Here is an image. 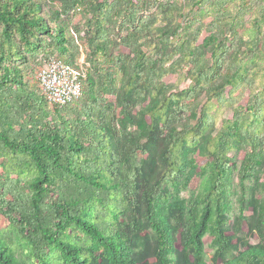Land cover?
Segmentation results:
<instances>
[{
    "label": "trees",
    "instance_id": "obj_1",
    "mask_svg": "<svg viewBox=\"0 0 264 264\" xmlns=\"http://www.w3.org/2000/svg\"><path fill=\"white\" fill-rule=\"evenodd\" d=\"M204 6L192 33L172 0H0V216L29 264H264V67L246 65L264 0L248 28L232 0L187 16ZM73 14L83 23L69 31ZM53 59L81 72L64 105L36 79ZM179 69L190 85L172 90L163 79ZM150 91L160 98L144 105ZM214 104L232 117L206 137ZM203 139L200 163L186 147ZM0 264H21L2 235Z\"/></svg>",
    "mask_w": 264,
    "mask_h": 264
},
{
    "label": "rangeland",
    "instance_id": "obj_2",
    "mask_svg": "<svg viewBox=\"0 0 264 264\" xmlns=\"http://www.w3.org/2000/svg\"><path fill=\"white\" fill-rule=\"evenodd\" d=\"M172 1H176L183 8L182 12L186 16V18L185 17L184 18L188 19L187 22L189 20L193 21V18L196 19V22H194L193 24H190L188 26L189 32L193 33L195 31L196 27L199 25V22L206 25L211 18L210 15L207 14V12H206V10L209 12L211 11L207 6H204L202 8L198 7L195 9L198 11L197 17H195L194 15H188L187 16V14H189V11L192 8L193 4L197 0H172ZM232 1H233L234 6H238V5L240 6V9L242 10V13H243L242 17H243V21L245 23V28H248L250 21L256 15V12H257L256 5H257V2L259 0H232ZM203 11H205V12H203ZM201 12H203V13L200 14ZM190 13H191V11H190ZM61 21L65 26L68 27L69 31L71 30V28H73V26H78L80 23L81 24L83 23L82 18L79 14H77V15L73 14L70 19L63 17ZM180 21H182V23H186L183 20H180ZM206 34H207V32L204 29L203 32H201L199 42L202 41V38ZM263 45H264V37H262V42L254 54L253 61L246 63V65L249 68L253 67V66L260 67V68L264 67V48H263ZM122 50L125 51L124 49H122ZM250 56H252V55H250ZM79 61L80 62L85 61V53L83 51L80 55ZM163 82L166 85L171 86L172 90L185 89L190 85V80L186 77V71L183 69H179L177 73L167 75L163 79ZM159 98H160L159 93H156L154 91H150L147 94L146 102L144 105H146L150 101L156 102ZM198 99H199L198 101H199L200 105L197 106L196 110H194V108H193V110L187 114V118L185 120L187 121L188 124H194L196 122V119L199 116L200 106L205 102V98H203V97H199ZM245 100H246V98H243V103L245 102ZM214 105L215 106L211 111L212 116L214 117L213 119L215 121L214 130L213 131H207L205 134L206 137L209 135L212 136L215 133V131L220 127L222 121L232 117L231 105H229V104H224L222 106L217 105V104H214ZM189 142H190V140H189ZM203 145H204V139L197 145H193L191 143H188V145L186 147L188 152L194 153L193 158L195 159V161H199L200 163H204V161H205V158H204L203 153H202ZM234 154H235L234 152L230 153V155H234ZM241 155H242V151H239L238 153L235 154L237 161L240 159ZM262 174H263V172L260 173L261 177H262ZM198 183H199L198 177L197 176L193 177V179L191 180V182L187 186V188L181 190L180 197L182 199H186L192 191L196 190ZM258 196L260 198H262L263 194L259 193ZM237 197H238V191L236 188V179H235V177H233V190H232L231 200L234 204V209L232 211L234 216L238 214ZM245 217H246L245 220L242 221L243 225L247 224L246 222L253 221V212L251 210H247L245 212ZM0 235H2L5 238V241L14 249L15 254L17 256V259L19 260V262L21 264H29L30 263V261H29L30 259H28V257L24 254L25 253L24 249L21 246L16 245L15 233L11 229L9 221L3 216H0ZM249 240L252 243L258 241L255 234H251L249 237ZM209 241H210V238L207 237L205 239V247H206V257L205 258L208 262H211V256H212L213 249H211L210 246L208 245ZM220 262H219V264H221Z\"/></svg>",
    "mask_w": 264,
    "mask_h": 264
},
{
    "label": "built area",
    "instance_id": "obj_3",
    "mask_svg": "<svg viewBox=\"0 0 264 264\" xmlns=\"http://www.w3.org/2000/svg\"><path fill=\"white\" fill-rule=\"evenodd\" d=\"M80 76V70L53 59L37 73L36 79L50 104L64 105L81 95Z\"/></svg>",
    "mask_w": 264,
    "mask_h": 264
}]
</instances>
